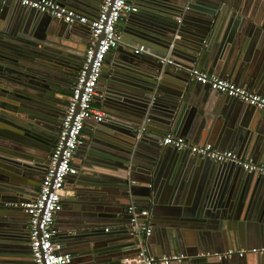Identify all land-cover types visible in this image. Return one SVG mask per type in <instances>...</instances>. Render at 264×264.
Masks as SVG:
<instances>
[{"label":"water","instance_id":"1","mask_svg":"<svg viewBox=\"0 0 264 264\" xmlns=\"http://www.w3.org/2000/svg\"><path fill=\"white\" fill-rule=\"evenodd\" d=\"M57 1L94 15L98 14L101 4L100 0ZM136 2H139L137 11L124 13L127 20L122 27L131 34L129 41L120 39L118 46L111 50L120 63L114 71L109 67L105 69L100 77L101 87L105 86L107 77L113 80L114 86L109 93L99 91L104 95L102 104L107 107L103 109L106 117L98 122L102 126L97 128V139L93 141L101 152L116 158L114 164L107 160L117 167V171L110 172V177L117 179L128 195L118 199H129V195L137 193L131 182L137 180V173L143 172L147 180L153 179V185L144 189V203L139 205L150 208L155 221L153 233L170 225L192 227L208 235L207 230L225 225V219L241 212L255 227L249 232L248 242L264 244V175L246 171L232 162H215L189 150L158 144L168 132L188 134L189 119L202 107L203 98L197 86L202 84L192 82L190 68L213 70L241 84L255 75L261 85L264 81V24L260 23V16H254L247 0ZM178 17L181 19L177 20ZM228 18L236 23L239 32L237 36L226 32L220 37ZM81 30L90 31L87 25H71L49 13L12 0H0V264H34L26 257L29 214L13 204L38 193L48 162V157L44 156L45 146L53 132L52 122L58 118V105L62 103L61 87L79 70L84 59L87 41L77 36L82 35ZM257 33L259 42L252 46L249 43L255 41L256 36H249ZM135 43H144L147 49L133 53ZM162 56L173 58L174 64L163 65ZM182 60L187 61L186 64H182ZM122 90L133 94V102L128 107H121L115 97L117 93L121 95ZM229 99L242 103L238 108L246 111L242 118L240 110L236 111L231 119L242 135V148L246 147V152L256 159L264 160V109ZM82 138L87 141L84 135ZM194 157L205 161L212 183L207 196L206 190L202 192L200 187L175 208L157 209L158 183L162 176L178 188L181 183L176 179L189 172L193 164H198ZM69 200L67 196L63 204ZM97 200L87 196L80 204L79 210H87L85 217L93 224L74 237V254L69 264H124L127 257L138 251V236L132 231L128 212L135 199L129 204L122 203L121 209L112 213L109 209L105 212ZM106 222L121 223L122 227L106 229ZM201 239L198 254L214 250L205 247L210 240ZM182 241L186 246L197 242L191 236ZM163 243L170 248L175 244L170 238ZM232 246L235 247L224 250L238 245ZM128 247L133 250L127 251ZM198 254L184 261L187 264L245 262L232 260L233 257L219 260Z\"/></svg>","mask_w":264,"mask_h":264},{"label":"crops","instance_id":"2","mask_svg":"<svg viewBox=\"0 0 264 264\" xmlns=\"http://www.w3.org/2000/svg\"><path fill=\"white\" fill-rule=\"evenodd\" d=\"M102 2V0H100ZM132 3H134L137 7H139V2H136L137 0H130ZM140 3H144L145 0H138ZM247 6L251 8L252 13L254 16H260V23L264 24V0H247L246 2ZM101 6V4H100ZM70 7V6H68ZM76 11H78L80 14L86 15L88 17H95L98 14L94 15L91 14V12H81L75 7ZM99 13V12H98ZM241 17V15L239 16ZM127 17L123 15L122 19L119 21V24L117 26V29L120 34V39L122 40H128L131 34L128 32H125L123 29V25L126 23ZM181 17H178L177 20H180ZM241 19V18H240ZM215 23V20L212 21L210 27L213 28V25ZM83 30H81L82 32ZM83 32L85 33V36H83ZM82 35L77 34L78 37L84 38L86 43V49L90 44V31H83ZM228 32V34L233 33V36H237V33L239 30L236 28V23H233L231 21L226 20L224 27L220 30V37H223L222 35H226L225 33ZM255 29V33H256ZM253 34L249 37H255V41L250 42L249 44L252 46H257L259 42V35ZM228 38V36H227ZM235 38V37H232ZM144 44V43H142ZM139 43H135V48L139 45H142ZM146 45V44H144ZM118 46V45H117ZM116 46V47H117ZM85 47V46H84ZM115 47V48H116ZM147 47V45H146ZM257 49V47H256ZM113 50V49H112ZM86 51V50H85ZM84 51V56H85ZM133 53H135L133 51ZM114 57L115 59L112 61L111 58ZM187 61L182 60V64H184ZM120 63L119 57H116L113 55V53L110 52L106 56V60L104 63V67L102 69V74L105 72L104 70L109 69L111 71H114L117 69V66ZM186 64V63H185ZM82 65V64H81ZM81 67V66H80ZM199 68L198 66H194ZM80 69V68H79ZM201 69V68H199ZM205 70V69H202ZM209 71V70H207ZM209 72L214 73L213 70H210ZM101 74V76H102ZM110 76L111 73H108ZM215 74L219 75L217 72ZM220 76V75H219ZM223 77V76H221ZM257 77L255 75L250 76L247 79V82L240 83L236 81L232 77H224L228 78L234 82H236L239 85H242L257 94L264 95V81L257 82ZM193 82V80H192ZM195 82V81H194ZM99 83L101 84V78ZM258 83V84H257ZM98 84V91L97 95L94 98L93 105L96 108H99L101 110L107 108L102 103L104 102V98H102L104 95H101L99 91H103L104 93H109V90L111 87L114 86L113 80L107 77V81L105 86H100ZM257 84V85H256ZM199 86L200 96L203 98V104L201 108H198L197 112L194 113L193 117H191L189 120V130L188 134H175L181 137H184L189 142L193 144H206L211 143L216 148L220 150H232L235 151L240 157L246 158V159H252L254 162L259 164H264V160L256 159L252 154L249 152H246V147L242 148V135H240V131L237 132L238 127L232 123V115L237 111H239V116L244 117L245 116V110H241L238 108V106H242V103H239L238 101H234L232 99H229V97L225 94L219 93L217 91H212L213 89H208L204 87L203 85H197ZM203 86V87H202ZM263 86V87H262ZM124 89V88H123ZM120 92V91H119ZM133 95V94H132ZM130 94V92H127V90H122V94H116L115 97L117 101L121 102V107H128L133 102V96ZM124 104V105H123ZM244 105V104H243ZM248 108V107H246ZM252 107H249L250 110ZM254 110V109H253ZM256 110V109H255ZM254 112H257L255 111ZM104 111V110H103ZM106 112V111H105ZM236 112V113H237ZM238 115V114H237ZM99 126H102L101 123H98L95 120H88L85 123L84 130L82 132V135L87 138V141H84V138H82V141L85 143L80 144L75 152L73 162L78 170L76 175H71L66 180V194L64 198L67 196H70V200L67 204H63V208L61 211L56 214L55 218V226L58 229V233L56 235V241L58 245L60 246V249L68 250V252H72V255L74 254V237L82 233L87 229V227L91 226L93 222L85 217V213L87 210L81 211L79 210L81 202H85L87 200V196L90 198H98L97 204L104 208V211L107 212L105 209H109L110 212H117L119 209H121V204H129L132 202V199H135V204L140 206L139 204H143V198H144V189H147L150 185H153V179L147 180L148 176L145 175L143 172L137 173V180H133L131 184L134 188H136L137 193L133 195H129V199L126 198H120L122 196H128L126 194V189L124 186L115 178L110 177L111 171H117V167H115L113 163V160L116 158L108 156L104 152H101L98 149V144L96 142H93L96 140V133L97 128ZM168 134H174L173 132H168ZM158 144L163 147V144L161 142H158ZM186 152V151H185ZM192 156V155H191ZM194 156V155H193ZM197 158V163L193 164L191 167H193L189 172L186 174L182 173L177 180V183H181L178 188L175 187V184L173 181L168 180V178L162 176V180L160 181L158 186V204L157 209L162 211L164 208H175L179 204H182L184 201L189 199V194H195L197 191H199L200 187H202V192L206 190L205 196H207L212 183L208 179V173L207 168L205 167V161ZM108 161H111L112 164H110ZM194 167H197L198 169L195 170ZM109 173V174H108ZM115 177V176H114ZM202 185V186H201ZM143 194V195H142ZM33 196H29V199ZM63 198V199H64ZM96 206V205H95ZM141 207V206H140ZM150 210L148 207H144ZM226 224L221 225L219 227H216L215 229H209L208 235L206 233H200V230L192 228V227H173V226H163L159 230H154V233L148 238L145 239L146 246L150 250V252L154 254H162V253H173V252H179V253H186L188 257H193L198 254V252L201 250L202 246H198L200 239L202 237H206L207 240H210V244L208 243L209 247L211 249H214L213 251H224L226 247H235L232 245H238L236 248H248V247H259L264 246V244L256 243V242H248L249 238V232H253L254 228L250 225L249 219L246 215L243 213H238L236 215H233L230 218L225 219ZM257 222V221H256ZM108 223V224H107ZM258 223V222H257ZM107 228L106 229H120L122 227V224L119 223H109L106 222ZM131 224V222H130ZM152 224L155 225L154 218L152 217ZM155 227V226H154ZM191 236L194 240H196V244H191L190 246H186L183 243L184 237ZM170 238L173 243L172 248H170L169 245L164 244V240H168ZM237 239V242H233L234 239ZM187 239V238H186ZM240 242H239V240ZM241 239L244 240V242H241ZM202 240V239H201ZM163 244V245H162ZM231 245V246H228ZM189 247V248H185ZM204 248V247H203ZM177 249L178 251H176ZM133 249L131 247H128L129 252H131ZM263 253L260 254H253L249 253L246 254L243 259L240 257H233L232 260H243L245 261L244 264H264V261H262L260 258L263 257ZM26 257H30L32 260L31 255L27 253ZM261 260V261H259ZM242 261V262H243ZM173 264H187V262H179V263H173Z\"/></svg>","mask_w":264,"mask_h":264},{"label":"built area","instance_id":"3","mask_svg":"<svg viewBox=\"0 0 264 264\" xmlns=\"http://www.w3.org/2000/svg\"><path fill=\"white\" fill-rule=\"evenodd\" d=\"M12 1L49 13L71 25H87L90 29V44L85 51L82 65L68 97L59 133L49 156L38 193L28 200L13 204L23 208L29 214V241L34 264H69L72 260V253L62 251L56 241L58 233L55 226L56 214L63 208L67 178L78 172L73 159L77 147L82 142V132L86 121L101 122L106 117V113L96 108L93 102L97 95L106 56L120 40L117 26L124 13L137 11L138 7L130 0H102L98 15L88 17L57 0ZM146 49V45L142 44L136 47L134 52L141 53ZM160 62L163 65L174 64V59L162 56ZM188 71L191 80L228 97L254 105L258 109H264V95L257 94L228 78L207 70L192 67ZM161 143L179 150H189L192 154L215 162H232L246 171L264 175V164L242 158L232 150H220L211 143L193 144L175 134H167ZM128 212L131 214L132 231L138 236V251L127 257L124 264H173L183 262L188 258L186 253L154 254L150 252L145 243V239L153 233L150 210L133 204ZM249 253H264V246L228 248L224 251L208 250L199 253L198 256L216 257L223 260L234 256L243 257Z\"/></svg>","mask_w":264,"mask_h":264},{"label":"flooded vegetation","instance_id":"4","mask_svg":"<svg viewBox=\"0 0 264 264\" xmlns=\"http://www.w3.org/2000/svg\"><path fill=\"white\" fill-rule=\"evenodd\" d=\"M79 71V70H78ZM78 71H76V73L74 75H70V80L65 84V86H62V94H60V99L62 101L61 104L58 105V118L57 120H54L52 123H53V132L50 136V140L49 142L47 143V145L45 146V152H44V156L48 157L49 159V156H50V152L53 150V147L55 145V142H56V139H57V135L59 133V129H60V125H61V120H62V117L64 115V112H65V107H66V104H67V100H68V97L72 91V87L74 85V82L77 78V74H78ZM47 159V160H48ZM28 233H27V249H28V253L31 255V251H30V241H29V223H28Z\"/></svg>","mask_w":264,"mask_h":264}]
</instances>
